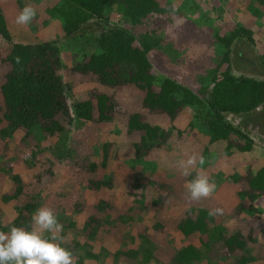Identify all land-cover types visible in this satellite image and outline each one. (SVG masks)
<instances>
[{
  "label": "trees",
  "instance_id": "trees-1",
  "mask_svg": "<svg viewBox=\"0 0 264 264\" xmlns=\"http://www.w3.org/2000/svg\"><path fill=\"white\" fill-rule=\"evenodd\" d=\"M13 1L19 13L26 5H35L31 0ZM240 2L244 5L243 11H250L249 21L240 18L234 22L218 21L227 5L221 0H61V3L59 0H40L36 4L37 7L40 5V26L37 29L35 24L28 25V31L16 24L15 18H8L0 5V38L7 45L4 59L9 66L0 86L3 119L6 122L0 128V140L4 142V147H15L13 137L21 130L24 139L30 137L39 146L54 138L52 144H48L51 149L50 165L54 161L71 159L75 156V149L66 145L69 127H63L62 119L68 126H79L83 123L82 119L86 121L90 118V112L94 109L97 112L96 122H109L111 113L117 108L110 89L132 86L143 93L142 105L146 111L164 115L168 124L161 126L152 123L138 113L129 116L127 133L136 130L139 135L138 142L132 144L136 161L130 168L131 175L121 177L125 187L136 191L147 182V186H156L163 191V185L145 180V174L151 172L149 166H153L156 172L165 171L173 175L181 171L178 162L191 156L190 152L206 159L219 149L226 163V180L235 184L241 179L245 184V190L237 192L238 200L248 199V210H254L255 215L263 217L264 212H259V205L264 204V136L258 133L260 131L264 135V39L258 40L257 46L255 39L264 28H256L253 20L260 14V17L264 16V0ZM173 5L177 9L176 15L184 11L196 15V28L206 33V39H199V42L212 49L207 58L209 65L205 62L201 72L194 76L195 90L153 68L157 54L171 63H166V66L180 63L176 58L181 55V47L168 39L172 22L167 14H170ZM210 11L215 13L214 19L219 23L213 25L212 22L210 25ZM89 20L93 23L86 25ZM197 24L200 26L197 27ZM32 29L37 32L33 33ZM18 31L29 37H15ZM33 35L37 36L34 41ZM245 47L255 48V52L260 54L256 66L259 67L257 71L261 78L234 75L231 72V52L241 60L240 53ZM64 52L69 56L66 64L61 58ZM254 57L246 60L250 67L254 64ZM68 67L71 72L93 75L105 91H90L87 99H75L69 106L66 105L67 99L72 98L71 88L63 82L57 71ZM180 114L186 121L178 128L173 124L178 121ZM224 114L239 119L246 129H241L239 124L233 126L224 119ZM252 128L258 130L257 134L252 132ZM173 134L177 138L172 145H167L163 155L157 159L147 157L151 151L158 152ZM251 135L259 141H254ZM108 150L109 145L103 144L101 150L94 148L92 157L86 159L89 171L99 165L104 173L101 180H88L86 188L103 190L113 186L112 172L107 164ZM244 164L248 165L247 169ZM210 166L209 163H198L186 180L194 179L197 173L203 174ZM4 173L15 186V193L6 196L4 201L11 203L20 192L21 181L8 168ZM35 199L36 196H31L30 203L36 204ZM104 205L103 201H98L96 210H103ZM21 209L14 208L16 213ZM23 210L30 217L35 211L34 205H26ZM184 217L185 224L180 226V231L184 236L197 234L198 245L187 243L178 249L174 248L168 264L216 263L222 256L218 255V258L213 253L214 246L219 251L222 249L223 253L242 251L244 256L234 264L261 263L264 231L259 232L262 235L263 255L256 257L248 246L249 241L254 242L250 234L245 239L241 233H226L222 223L203 210H198L193 218L190 214ZM21 219L20 212V216L17 214L13 219V224L22 223L27 228L29 222ZM111 221L109 215L102 221L89 218L84 226L89 228L90 239L100 224H115ZM117 221L131 225V218L127 216H119ZM0 231H4V227L0 226ZM63 247L71 250L68 246ZM71 247L75 255L76 249ZM153 248L154 244L141 236L135 250H116L113 256H124L134 261V264H150L154 259ZM100 259L98 253L87 251L77 257V264H86L85 261L89 260L101 262Z\"/></svg>",
  "mask_w": 264,
  "mask_h": 264
},
{
  "label": "rangeland",
  "instance_id": "rangeland-1",
  "mask_svg": "<svg viewBox=\"0 0 264 264\" xmlns=\"http://www.w3.org/2000/svg\"><path fill=\"white\" fill-rule=\"evenodd\" d=\"M31 1L32 4H35L32 6L35 7L38 17L29 25L35 24V28L38 29L42 16L39 13L40 5L37 7L36 4L40 3V0ZM221 2L227 4L225 11H229H224L223 16L218 21L231 20L234 22L239 18L245 21L251 19L249 17L250 11L248 13L243 11L244 5L241 4L240 0H221ZM59 3H61V0H59ZM0 5L8 18L14 19L19 14L13 0H0ZM184 12L175 16L167 14L172 22L168 29L170 34L168 39L170 42L175 43L177 47H181V55L178 58L175 57L180 62L179 65L166 66L165 64L169 63L168 60L157 54L153 68L190 90H195L194 76L201 72L204 63H207V58L211 55L212 49L199 42V39H206V33L196 28V15L190 14L192 12L189 11ZM210 12L208 15L210 25L212 22L213 25L219 23L217 19H214L215 13ZM260 16L257 19L253 18V24L256 28L262 29L264 28V16ZM177 19L182 21L180 26H175V20ZM89 23L91 24L93 21L89 20L86 25ZM199 24L204 25L203 22ZM199 24H197V27L200 26ZM21 27L24 31L29 29L28 25H22ZM32 32L35 33L37 30L32 29ZM18 35L25 38L29 37L19 31L16 32L15 37H18ZM35 37L37 36H32L33 41ZM263 39L264 30H261L256 35V46L258 40ZM6 50L7 45L0 38V86L9 70V66L4 59ZM240 56L242 59L238 60L235 53L231 52V72L234 75L261 78L257 71L259 67L256 66L260 54L255 52V48H243ZM252 56H255L252 59L254 64L250 67L246 60ZM61 58L63 64H66L69 60L66 52L61 54ZM255 58H257L256 61H254ZM57 74L71 88L72 98H68L66 101L68 106L72 100L87 99L90 91L95 90L94 93L101 90L105 91V88L100 86L95 77L89 73L83 75L71 72L68 67L67 69H59ZM110 92L113 93L117 108L111 113L109 122H96L97 112L94 109L90 112V118L86 121L82 119L83 123L79 126H68L65 120L62 119L63 127L65 129L69 127V140L66 145L75 149V156L71 159L65 158L61 161H54L50 165L48 160L50 159L51 149L48 144H52L54 138L46 140L39 146L30 137L24 139L22 131L18 130L13 137L15 147L5 148L4 142L0 140V226L4 227L3 232L8 233L13 226L26 228L22 223L13 224V219L16 218L17 214L20 216V212L22 219L24 218L29 222L26 229L31 230V217L34 213L28 217L27 211L23 210L26 205H34L35 211L41 207H48L53 210L58 221L63 225L61 235L65 238V242L62 246H68L72 251L71 246H74L76 257L84 255L87 251L92 254L98 253L101 256V262L99 260H89L85 261L86 264H134V261L124 256L115 257L113 254L116 250L123 252L129 249L135 250L141 236L154 244L152 249L154 259L150 261V264H168L174 248L178 249L187 243L194 246L198 245L197 234L189 233L184 236L180 231V226L185 224L183 222L184 216L190 214L193 218L198 210L209 213L212 209L220 208L223 210V214L213 217L222 223L225 232L231 234L241 233L243 234L241 235L242 238L245 239L250 234L254 240V242H248V246L252 248L251 251L256 257L263 255L262 235L259 232L264 231V216H257L254 210H248V199L238 200L237 192L245 190V184L241 182V179L235 184L226 180V174L224 173L226 163L219 149L213 151L210 157L204 159L205 163H209L211 166L203 174L209 176L211 181L216 184V191L210 198L195 202L190 201L185 189L188 180L181 175V171L173 175L165 171L159 173L155 171L153 166H149L151 172L145 174L144 178L163 185L165 187L163 191L161 188L157 189L156 186H147V182L143 187L137 188L136 191L128 190L125 187V182L121 177L131 175L130 168L133 167L136 161L132 144L138 142L139 135L136 130L127 133L126 122L129 116L138 113L144 119L161 126L168 124V119L164 115L149 114L142 105L143 93L132 86L110 89ZM3 113L0 87V128L6 124ZM179 116L178 121H174L173 124L174 126L177 125L178 128L186 121V119H183V115L180 114ZM224 119L233 126L239 124L241 129H246L243 123L240 124L239 119H235L228 114H224ZM252 129V132L257 134L258 130L256 128ZM260 133L259 131L258 134L263 137L264 135ZM176 138V135L173 134L167 139L166 144L159 148L158 152L151 151L147 157L151 159L159 158L160 155L165 153V149L168 148L167 145H172ZM251 138L256 142L259 141L254 135H251ZM103 144L109 145L107 164L109 163V169L112 172L113 186L110 189L103 190L86 188L88 180H101L103 177V169L99 165L93 171H89L86 163V159L92 157L94 148L101 150ZM189 155H192V152ZM244 165L247 169L248 165ZM7 168L12 174L17 175L21 181L20 192L14 202L11 203H4L6 196L15 193V186L8 181V177L4 173ZM242 168L243 166L238 170ZM119 177L120 179H118ZM153 189L160 191V193L154 192ZM31 196H36V204L30 203ZM98 201L104 202L103 210H96ZM259 206L261 209L259 212H264V204ZM14 208L22 209L18 211L19 213H16ZM106 215H109V221L112 220L115 224H100L101 226L98 227L96 234L90 239L89 228L85 227L84 224L89 218L102 221ZM119 216L131 218V225H125L117 221ZM45 235L50 234L46 233ZM214 248L213 253L217 257L218 255L222 256L221 260L218 257L217 264H234L244 256V253L240 250L223 253L222 249L219 251L217 246H214ZM207 254L209 255L208 252ZM207 261L208 259H206ZM260 264H264V255Z\"/></svg>",
  "mask_w": 264,
  "mask_h": 264
},
{
  "label": "clouds",
  "instance_id": "clouds-1",
  "mask_svg": "<svg viewBox=\"0 0 264 264\" xmlns=\"http://www.w3.org/2000/svg\"><path fill=\"white\" fill-rule=\"evenodd\" d=\"M176 7L172 6L170 15H176ZM37 11L32 5H26L16 16L18 25H29L36 17ZM182 21L175 20V26ZM19 62V58H17ZM203 165L204 158L193 154L186 160H180L178 166L181 175L188 177L197 164ZM188 199L200 201L213 196L216 184L206 174L197 173L195 178L185 185ZM223 210L215 208L209 216L222 215ZM31 230L13 226L8 233L0 231V264H77L74 253L62 244L65 238L61 235L63 225L58 221L53 210L48 207L38 208L31 217ZM50 234L46 236L45 234Z\"/></svg>",
  "mask_w": 264,
  "mask_h": 264
}]
</instances>
